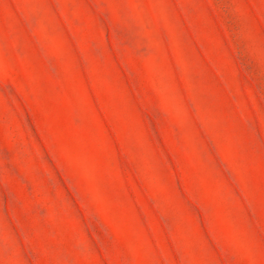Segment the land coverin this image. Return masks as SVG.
Returning <instances> with one entry per match:
<instances>
[{
	"label": "rangeland",
	"instance_id": "1",
	"mask_svg": "<svg viewBox=\"0 0 264 264\" xmlns=\"http://www.w3.org/2000/svg\"><path fill=\"white\" fill-rule=\"evenodd\" d=\"M0 264H264V0H0Z\"/></svg>",
	"mask_w": 264,
	"mask_h": 264
}]
</instances>
